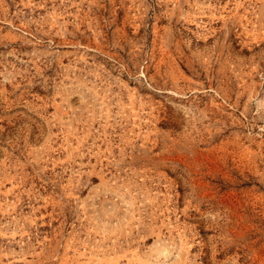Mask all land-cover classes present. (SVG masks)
Wrapping results in <instances>:
<instances>
[{
    "label": "rangeland",
    "instance_id": "1",
    "mask_svg": "<svg viewBox=\"0 0 264 264\" xmlns=\"http://www.w3.org/2000/svg\"><path fill=\"white\" fill-rule=\"evenodd\" d=\"M0 264H264V0H0Z\"/></svg>",
    "mask_w": 264,
    "mask_h": 264
}]
</instances>
